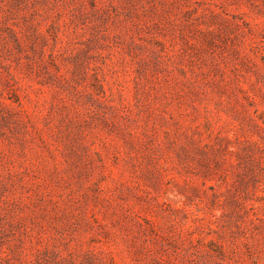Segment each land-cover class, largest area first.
I'll return each mask as SVG.
<instances>
[{
  "label": "rangeland",
  "instance_id": "374dc122",
  "mask_svg": "<svg viewBox=\"0 0 264 264\" xmlns=\"http://www.w3.org/2000/svg\"><path fill=\"white\" fill-rule=\"evenodd\" d=\"M0 264H264V0H0Z\"/></svg>",
  "mask_w": 264,
  "mask_h": 264
}]
</instances>
